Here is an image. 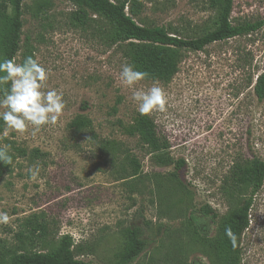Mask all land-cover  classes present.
<instances>
[{"label":"rangeland","instance_id":"obj_1","mask_svg":"<svg viewBox=\"0 0 264 264\" xmlns=\"http://www.w3.org/2000/svg\"><path fill=\"white\" fill-rule=\"evenodd\" d=\"M44 1L51 8L36 18L33 12ZM138 1L139 25L165 27L183 39L198 38L218 22L207 0ZM75 10L66 0L23 2L22 41L29 39L48 70L42 91L57 89L65 107L55 124L4 129L0 136V147L10 146L12 157L11 164L0 162V211L9 215V223L0 224V244L19 250L24 221L38 216L48 235L43 243L35 237L34 246L26 242L27 250L47 252L48 244L69 235L78 259L111 264L125 250L126 230L138 227L148 247L133 264H211L207 244L242 205L222 193L226 177L237 161L264 162V101L254 91L264 74V0H234L232 25H260L257 32L203 52L184 51L169 84L140 81L134 88L120 81L128 61L123 46L110 45L108 21L93 17L85 29L76 28L69 21ZM154 83L164 89L167 103L148 116L169 142L170 157L185 162L175 175L174 166L153 164L149 149L125 133L139 115L133 91ZM77 116L91 127L71 129ZM132 156L141 165L137 177ZM37 164L40 173L33 179L27 170ZM205 206L215 219L204 215ZM250 214L242 264H264V186Z\"/></svg>","mask_w":264,"mask_h":264},{"label":"trees","instance_id":"obj_2","mask_svg":"<svg viewBox=\"0 0 264 264\" xmlns=\"http://www.w3.org/2000/svg\"><path fill=\"white\" fill-rule=\"evenodd\" d=\"M76 7L69 17L70 24L76 28L85 29L93 22V17H101L108 21L111 28L108 31L110 45L124 47L123 55L128 63L137 69L147 72L145 82L169 84L178 74L183 60V52H203L206 47L249 35L257 32L261 26L244 24L233 26L231 15L234 0H207L211 9L218 11L216 27L195 39H183L171 34L165 27H145L139 25L135 18L139 16L142 4L138 0H66ZM23 2L24 0L0 1V54L1 59L8 58L20 63L27 56H34V48L29 39L22 41L23 34ZM51 8L49 2H39L33 14L42 17ZM42 15V16H41ZM46 19V18H45ZM7 86L0 87V96ZM255 94L259 101H264V74L258 77ZM71 129L83 130L91 127V122L84 116H77L69 125ZM3 121H0V136L4 132ZM125 133L129 137H137L139 142L149 149L152 163L158 167L174 166L179 173L184 167L183 160H174L169 155L170 145L166 138L157 133L155 121L148 115H138ZM115 150V147H109ZM41 155L38 150H35ZM26 152L18 150L19 156ZM130 163L134 166L133 177L141 171V165L132 156ZM264 186V162L259 159L252 161H237L222 186V193L228 201L242 202L241 206L230 214L220 227L219 236L207 244L204 251L211 264H242L241 243L245 232L250 227L251 210L254 197ZM204 215L215 219L217 214L209 207L201 209ZM231 227L236 235V243L225 235V228ZM48 235V226L44 219L32 216L24 221L19 237L22 247L15 251L0 244V264H94L78 259L80 250L75 246L71 236L61 237L55 245L48 244L47 252L27 250L25 243L33 244L35 237L40 243ZM125 250L111 264H133L143 254L148 243L143 237L141 228L133 227L125 232ZM31 240V241H29ZM203 246L206 247L205 244ZM185 264V263H182ZM187 264V263H186Z\"/></svg>","mask_w":264,"mask_h":264},{"label":"clouds","instance_id":"obj_3","mask_svg":"<svg viewBox=\"0 0 264 264\" xmlns=\"http://www.w3.org/2000/svg\"><path fill=\"white\" fill-rule=\"evenodd\" d=\"M48 75V70L33 56H27L22 63L8 58L0 59V87L7 86V90L0 96V108L3 109L0 111V121H3L6 130L23 132L29 124L38 129L56 123L65 103L63 94L57 89L42 91ZM147 76V72L137 69L132 63L121 65L120 81L129 88H134ZM132 100L140 115H149L154 110L164 109L167 96L164 89L154 83L147 90L133 91ZM7 147L10 146L0 147V162L11 164L12 157ZM27 171L34 179L40 173V166L33 165ZM8 223V213L0 211V224ZM225 235L235 246L237 237L231 227L225 228Z\"/></svg>","mask_w":264,"mask_h":264}]
</instances>
